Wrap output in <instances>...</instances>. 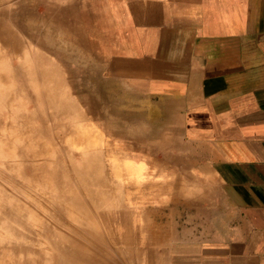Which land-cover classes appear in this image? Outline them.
<instances>
[{
    "label": "crops",
    "instance_id": "crops-1",
    "mask_svg": "<svg viewBox=\"0 0 264 264\" xmlns=\"http://www.w3.org/2000/svg\"><path fill=\"white\" fill-rule=\"evenodd\" d=\"M101 1L113 20L83 82L110 109L86 145L121 150L146 207L189 210L190 264H264V0Z\"/></svg>",
    "mask_w": 264,
    "mask_h": 264
},
{
    "label": "rangeland",
    "instance_id": "rangeland-1",
    "mask_svg": "<svg viewBox=\"0 0 264 264\" xmlns=\"http://www.w3.org/2000/svg\"><path fill=\"white\" fill-rule=\"evenodd\" d=\"M111 20L109 1L0 0V264H49L50 255L65 252L74 242L95 253L101 264H190L179 249L189 243V210H159L155 192L149 207L140 192L133 199L123 192V199L114 200L117 188L125 191L128 182L116 157L123 153L117 146L86 145L100 130L94 81L84 85L83 74L89 70L93 75L94 35L101 27L109 36ZM107 92L102 87L99 94L108 111ZM85 174L91 189L84 187ZM100 195L106 200L99 209ZM119 202L135 223L128 231L138 233L128 256L124 244L110 235L121 225L95 217L116 211ZM175 211L180 216L167 223ZM84 214L104 230V237L88 233ZM148 221L155 222L152 234Z\"/></svg>",
    "mask_w": 264,
    "mask_h": 264
},
{
    "label": "bare ground",
    "instance_id": "bare-ground-1",
    "mask_svg": "<svg viewBox=\"0 0 264 264\" xmlns=\"http://www.w3.org/2000/svg\"><path fill=\"white\" fill-rule=\"evenodd\" d=\"M97 92V91H96ZM95 100L97 101V102H95ZM95 100H94V102L95 103H93L94 105H96V108L100 111L101 110V108L100 107H102V103H101V101H100V99H98V98H96V95H95ZM91 104V103H90ZM94 105H92V106H94ZM91 107V106H90ZM94 109H95V106H94ZM63 113H66V114H68L69 113V111H68V109H64L63 110ZM126 128V127H125ZM111 151V150H110ZM82 153V152H81ZM82 155V154H81ZM101 155V154H100ZM70 156V155H69ZM72 158H74V157H72ZM86 158V157H85ZM93 158V157H92ZM94 159V158H93ZM71 160V159H70ZM84 160V159H83ZM96 160H98V159H95V161ZM72 161V160H71ZM94 161V160H93ZM89 163V162H88ZM92 163V162H91ZM90 164V163H89ZM93 164V163H92ZM108 174V173H107ZM86 175V176H85ZM83 177V183H84V185H86V186H84V187H88V189H91L92 188V186H88V184H91L92 183V181H91V178H89V176L87 175V174H85ZM106 175V174H105ZM109 176V175H108ZM96 178V177H95ZM104 178V177H103ZM86 179V180H85ZM86 181L88 182V183H86ZM120 185V184H119ZM66 186V185H65ZM95 186V185H94ZM61 187V186H60ZM98 187V186H97ZM125 189V188H124ZM126 190H128V189H126ZM131 190V189H130ZM91 192V191H90ZM116 192H117V195L116 196H114V200L116 199L117 201L118 200H120V199H123L124 197H125V195H124V193L123 192H126V191H122V190H120V189H118L117 188V190H116ZM69 193V192H68ZM128 193V192H127ZM129 195H131V194H129ZM73 198V197H72ZM129 199H133V197H128ZM105 200H106V198H105V196H102V195H100V197L98 198V204H97V207L100 209V208H102L103 207V205H104V203H105ZM74 202H75V204H77L82 210L84 209V211L87 213V210L85 209V206L84 205H82L80 202H79V200H77L76 198H74V200H73ZM69 202V201H68ZM66 205V204H65ZM84 207H82V206ZM111 205H113V204H111ZM119 207L118 208H116L117 210L116 211H112L111 213H109L108 215H106V214H104V213H100L99 215L97 214V216H95V217H97V219L101 222V218H103V219H105L108 223H118L119 225H121L120 226V228H117V227H115V228H113L112 229V232H110V235H114L113 236V239L115 240H117V242H119L120 243V246L122 245V244H124L123 246H124V248H123V250H124V254H126L127 255V251L129 250V248H130V246H132L131 245V241L132 240H134V238L133 237H136V235H138V233L137 234H132L131 233V231H128L129 229H128V226H132V225H134L135 223H134V221L131 219L132 218V216L131 215H129V211H128V207L127 206H125V205H123L121 202H119ZM87 206H88V204H87ZM93 206V205H92ZM110 206V205H109ZM72 212V211H71ZM78 212V211H77ZM92 212V211H91ZM75 213V212H74ZM88 214V213H87ZM78 215H80V214H78ZM82 217V216H81ZM84 217H85V225L88 227V233L89 234H91V236H93L94 237V239H96V238H98V237H101V236H103L104 235V233H103V229H101V227H99V225L97 224V223H92L90 220H88V218H87V216H86V214H84ZM106 217V218H105ZM74 221H76V220H74ZM3 222H5V221H3ZM2 222V223H3ZM70 222V221H69ZM5 224V223H4ZM73 224V223H72ZM56 227V226H55ZM62 227V226H61ZM3 230V229H2ZM133 231V230H132ZM6 234V233H5ZM20 234V233H19ZM20 235H22V234H20ZM115 235H120L119 237L118 236H115ZM77 237V236H76ZM104 237V236H103ZM78 238V237H77ZM105 240H107L106 238H105ZM109 241V240H108ZM57 242V241H56ZM60 242V241H59ZM58 242V243H59ZM62 243V242H61ZM102 243V242H101ZM138 244V243H137ZM136 244V245H137ZM34 245H35V243H34ZM66 245V244H65ZM108 245V244H107ZM110 245V244H109ZM135 246V245H134ZM1 247V246H0ZM20 248L22 247V245L20 244V246H19ZM32 247V246H31ZM47 247V246H46ZM49 248V247H48ZM47 248V249H48ZM109 248H111V247H109ZM23 249H25V248H22V250ZM53 249V248H52ZM51 249V250H52ZM112 249H114V248H112ZM31 250H33V248L31 249ZM15 251V250H14ZM34 251V250H33ZM37 251V250H36ZM56 252V251H55ZM117 252V251H116ZM13 254V253H12ZM32 254V253H31ZM38 254V253H37ZM36 254V255H37ZM94 254L95 253H93V254H88V251H87V248H86V246H82L80 243H77V242H74V243H71L70 244V246H69V248L65 251V252H60V253H57V254H52V255H50V258L49 259H47V261H49V264H52L53 263V261H54V263L55 264H101V263H99V262H97L96 261V259L94 258ZM27 255H28V253H27ZM35 255V256H36ZM39 255V254H38ZM35 256H33V257H35ZM90 256V257H89ZM97 256V255H96ZM128 256V255H127ZM17 258V257H16ZM21 258V257H20ZM98 258V257H97ZM37 259H39V258H37L36 257V261H37ZM87 259V260H86ZM40 260H41V258H40ZM34 262V261H33ZM32 262V263H33ZM115 262V261H114ZM5 263V262H4ZM30 262L28 261V260H26V261H24V262H21V261H13V262H11L10 264H29ZM36 263V262H35ZM7 264V263H6ZM37 264V263H36ZM109 264H111V263H109ZM115 264V263H114Z\"/></svg>",
    "mask_w": 264,
    "mask_h": 264
}]
</instances>
